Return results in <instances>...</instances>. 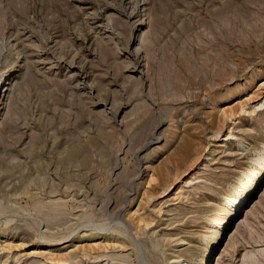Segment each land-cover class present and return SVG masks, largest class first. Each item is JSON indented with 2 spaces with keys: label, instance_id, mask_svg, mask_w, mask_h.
I'll list each match as a JSON object with an SVG mask.
<instances>
[{
  "label": "rangeland",
  "instance_id": "1",
  "mask_svg": "<svg viewBox=\"0 0 264 264\" xmlns=\"http://www.w3.org/2000/svg\"><path fill=\"white\" fill-rule=\"evenodd\" d=\"M0 264H264V0H0Z\"/></svg>",
  "mask_w": 264,
  "mask_h": 264
},
{
  "label": "bare ground",
  "instance_id": "2",
  "mask_svg": "<svg viewBox=\"0 0 264 264\" xmlns=\"http://www.w3.org/2000/svg\"><path fill=\"white\" fill-rule=\"evenodd\" d=\"M258 106V105H257ZM257 106H253V107H251L250 109L251 110H249L250 112H247V111H244V113L242 112L243 110H241V113H243V115L245 114V115H248V116H252L253 115V113L256 111V109H257ZM261 106V105H260ZM241 115V114H240ZM230 136H232V134H228V136L224 139V143L226 142V141H229V140H231L232 139V137H230ZM227 144V143H226ZM259 156L255 159V162H259ZM36 253L37 252H31V254H26L27 255V257L28 256H34V255H36ZM41 253H46V252H41ZM85 253V252H84ZM40 254V253H39ZM22 256V255H21ZM37 256V255H36Z\"/></svg>",
  "mask_w": 264,
  "mask_h": 264
}]
</instances>
